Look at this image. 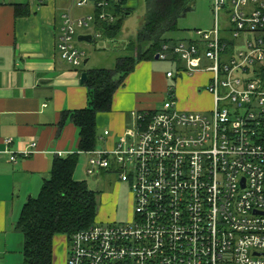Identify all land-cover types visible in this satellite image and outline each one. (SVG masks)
Wrapping results in <instances>:
<instances>
[{"label": "built area", "instance_id": "obj_1", "mask_svg": "<svg viewBox=\"0 0 264 264\" xmlns=\"http://www.w3.org/2000/svg\"><path fill=\"white\" fill-rule=\"evenodd\" d=\"M110 1L120 0L72 4L91 3L112 23ZM212 14V29L155 56L181 63L167 78L207 73L213 108L178 110L170 86L160 109L132 113L112 150L87 152V175L129 186L133 216L73 234L65 264H264V0H213ZM94 18L63 16L57 51L67 64L82 65L74 40Z\"/></svg>", "mask_w": 264, "mask_h": 264}, {"label": "crops", "instance_id": "obj_2", "mask_svg": "<svg viewBox=\"0 0 264 264\" xmlns=\"http://www.w3.org/2000/svg\"><path fill=\"white\" fill-rule=\"evenodd\" d=\"M140 1L141 6L144 5V15L139 30L146 15V0ZM72 2L0 0V264H8L14 251L22 256L23 237L15 226L23 206L38 196L43 182L49 179L54 158L71 154L87 155V152L82 153L78 149L79 131L68 114L87 107V90L80 81L81 74L91 69L105 68L98 67L96 61L90 64L91 58H85L78 68L60 58L57 36L63 16L69 14L78 18L95 14L93 6L90 5L89 9L86 6L76 8ZM138 5V0L126 2L124 9L128 15L124 24L138 10ZM16 7H26L28 14L17 16ZM184 17L179 18L176 28L164 36L170 46L180 41H192L195 39L194 31L210 30L214 24L213 19L211 26L210 23L203 25L200 22L201 29L181 30L179 23ZM91 28L87 33H78L75 39L78 41V37L87 35L93 39V24ZM98 39H102L101 36ZM133 39L109 42L112 46L118 43L116 48L123 52L126 47L123 45H128ZM111 45H104L96 52L103 53L108 48L111 51ZM125 57L129 56L117 57L114 65L119 58ZM181 66L179 62L155 58L138 62L114 93L111 111L96 116L99 147L95 150H112L118 139L132 127V113L160 109L167 99L170 86L174 87L178 110L210 111L213 99L203 89L209 75L196 73L166 77L169 72L176 73ZM105 132L108 134L105 135ZM31 145L34 147L30 148ZM28 150L32 152L31 155L24 157L23 152ZM13 155L15 160L11 161ZM111 184L109 181L108 186ZM114 198V192H105L99 197L101 207L96 217H99V221L112 220ZM66 248V238L55 237L52 264L66 263Z\"/></svg>", "mask_w": 264, "mask_h": 264}, {"label": "trees", "instance_id": "obj_3", "mask_svg": "<svg viewBox=\"0 0 264 264\" xmlns=\"http://www.w3.org/2000/svg\"><path fill=\"white\" fill-rule=\"evenodd\" d=\"M127 1L108 2L105 11L115 18L112 23L100 21L98 15L101 11L95 10L93 30L102 39L115 41L120 36L128 15L124 9ZM195 2L146 0L144 23L125 49L128 53H136V56L119 58L109 70L91 69L85 72L86 79L82 85L87 90V107L68 114L79 131L80 152L95 150L97 114L111 111L114 93L135 65L155 58L161 46L168 42L165 34L176 28L179 18L194 9ZM15 13L25 16L28 10L16 7ZM78 160V154L54 158L49 179L43 182L38 196L23 206L15 226L23 237L22 264H52L55 237L63 236L69 240L73 234L88 229L96 222L99 194L90 190L86 181L74 178Z\"/></svg>", "mask_w": 264, "mask_h": 264}, {"label": "rangeland", "instance_id": "obj_4", "mask_svg": "<svg viewBox=\"0 0 264 264\" xmlns=\"http://www.w3.org/2000/svg\"><path fill=\"white\" fill-rule=\"evenodd\" d=\"M138 10L135 11L134 14L131 15V17L128 18L127 22H125L122 32L120 34V37H118V40L116 42H126L127 39L132 38L135 36L136 32L139 30L140 25L143 22V9L144 5H142L141 1L138 0ZM91 3H88L86 5V9L90 8ZM213 5V0H196L195 8L192 12L188 13L184 18L180 20L179 26L180 29H191L194 28H200V22L203 23V25H209L212 24L213 21V14L211 12V8ZM93 24V23H92ZM225 23L221 19V26H224ZM91 26V24H90ZM209 26V27H210ZM207 27V26H206ZM201 29V28H200ZM90 27L88 29H84L79 31L78 33H87L89 32ZM110 46L111 43L108 40H102L95 38L93 42L86 43V42H78L77 38L74 40V46L83 51L85 53V58H91L90 64L93 61H96L98 64V67H103L105 69H112L114 65V61L117 57L121 56H136V53L127 54L124 50L121 52V49H117L118 43L115 45L114 49L111 45V51L110 48L106 52H96L97 49L102 48L103 46ZM123 46H128L126 43ZM120 47V46H119ZM124 47V49H126ZM96 52V53H95ZM96 65V64H95ZM96 133H99V129H96ZM96 147H99L98 144H96ZM87 155L81 154L79 156L78 164L75 170L74 178L78 181L84 180L86 181L88 187L90 190H93L95 192H98L99 197L104 194L105 192H108L111 194V192H114L115 194V207L113 208V214L112 220H106V221H99V217L96 218V223L102 224V225H109V224H115V223H125L132 219L133 216V208H134V199L133 195L130 191V188L127 184L118 182L116 177L113 175H99V176H89L86 174V164H87ZM112 182L111 186H108V182ZM100 199L98 198V201ZM100 202H98V208H100ZM105 210V209H104ZM99 211V210H98ZM99 213V212H98ZM8 264H22V256L14 251L10 254V260Z\"/></svg>", "mask_w": 264, "mask_h": 264}, {"label": "water", "instance_id": "obj_5", "mask_svg": "<svg viewBox=\"0 0 264 264\" xmlns=\"http://www.w3.org/2000/svg\"><path fill=\"white\" fill-rule=\"evenodd\" d=\"M79 42L91 43L92 37L90 35L78 37ZM155 60H158V56H155ZM86 79V73H82L80 76V81L83 82Z\"/></svg>", "mask_w": 264, "mask_h": 264}]
</instances>
